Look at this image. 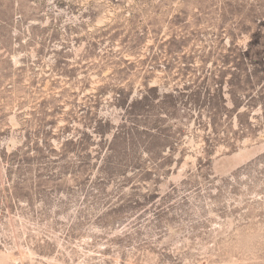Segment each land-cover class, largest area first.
Segmentation results:
<instances>
[{
	"label": "rangeland",
	"instance_id": "rangeland-1",
	"mask_svg": "<svg viewBox=\"0 0 264 264\" xmlns=\"http://www.w3.org/2000/svg\"><path fill=\"white\" fill-rule=\"evenodd\" d=\"M0 264H264V0H0Z\"/></svg>",
	"mask_w": 264,
	"mask_h": 264
}]
</instances>
